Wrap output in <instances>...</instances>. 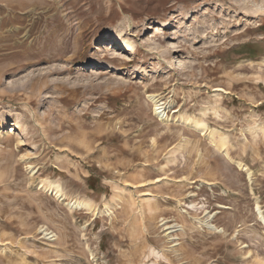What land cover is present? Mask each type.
<instances>
[{
  "label": "rangeland",
  "instance_id": "1",
  "mask_svg": "<svg viewBox=\"0 0 264 264\" xmlns=\"http://www.w3.org/2000/svg\"><path fill=\"white\" fill-rule=\"evenodd\" d=\"M0 264H264V0H0Z\"/></svg>",
  "mask_w": 264,
  "mask_h": 264
},
{
  "label": "bare ground",
  "instance_id": "2",
  "mask_svg": "<svg viewBox=\"0 0 264 264\" xmlns=\"http://www.w3.org/2000/svg\"><path fill=\"white\" fill-rule=\"evenodd\" d=\"M256 14H257V12H256ZM121 45L124 47V51H127V50H130V49H132L133 48V46H132V44H131V42H128V41H122L121 42ZM148 97H149V99L154 103V111H155V113L156 114H159V113H161V116H165L166 117V115H165V113H164V110H162L161 108V106L160 105H158L157 104V99H156V96L155 95H148ZM160 116V117H161ZM181 116V115H180ZM185 117V123H187V124H190V122H193L192 121V119H190L189 117H186V116H184ZM193 118V117H192ZM182 120L184 119L183 117L181 118ZM169 120H171V118H168V117H166V120L165 121H169ZM173 120L174 121H178L179 120V117H174L173 118ZM193 125H190V126H197V125H199V122L197 121V120H194V122L192 123ZM202 125V124H201ZM200 127V126H199ZM202 127V129H200V128H198L199 130H204L203 129V126H201ZM196 128V129H197ZM204 132V131H203ZM223 151H225V149H223ZM225 154H226V152H224ZM240 163V162H239ZM241 166V165H240ZM51 191H52V189H51ZM59 192H60V189L59 188H54L53 189V193L56 195V196H60L59 195ZM71 204H73V203H71ZM78 204L79 205H86V203L85 202H83V201H79L78 202ZM74 205V204H73ZM71 206V205H70Z\"/></svg>",
  "mask_w": 264,
  "mask_h": 264
},
{
  "label": "trees",
  "instance_id": "3",
  "mask_svg": "<svg viewBox=\"0 0 264 264\" xmlns=\"http://www.w3.org/2000/svg\"><path fill=\"white\" fill-rule=\"evenodd\" d=\"M238 51L239 52H247V53H250V54H256L258 53V49L255 48V46L251 45V44H244L242 46H240L238 48Z\"/></svg>",
  "mask_w": 264,
  "mask_h": 264
}]
</instances>
